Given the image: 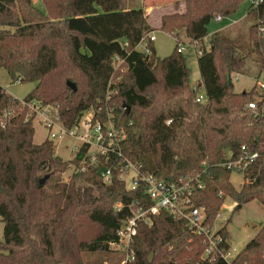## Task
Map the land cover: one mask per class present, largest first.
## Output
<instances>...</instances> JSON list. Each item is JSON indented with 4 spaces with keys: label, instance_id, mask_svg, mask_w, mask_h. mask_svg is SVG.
<instances>
[{
    "label": "trees",
    "instance_id": "16d2710c",
    "mask_svg": "<svg viewBox=\"0 0 264 264\" xmlns=\"http://www.w3.org/2000/svg\"><path fill=\"white\" fill-rule=\"evenodd\" d=\"M40 1L44 9L35 0H0V68L15 81L36 84L23 100L0 85V264H89L85 253H107L119 242L117 231L132 216L129 205L152 204L141 189L128 190L117 176L104 183L92 167L65 180L63 174L79 164L82 153L65 160L53 141H34L29 103L57 107L72 127L84 110L105 100L113 74L121 77L112 101L117 128L126 133V156L168 182L200 173L206 187L194 200L205 207L211 224L225 196L235 202V210L255 200L264 206V115L247 108L258 101L264 109V90L255 84L237 92L228 81L244 72L249 60L264 71V2L247 12L254 19L247 46L222 31L209 36V50L198 55L201 81L192 86L178 45L166 57L157 54L154 43L151 55L136 49L154 31L143 7H128L127 0ZM185 1L183 13L163 17L162 30L174 38L184 30L191 40L204 41L212 19L232 16L245 0ZM116 56L126 59L125 71L114 69ZM202 87L205 102L199 103ZM7 111L12 115L3 120ZM243 148L259 157L246 173L250 181L239 189L223 163L229 152L237 158ZM220 233L229 238L225 226ZM187 235L192 241L170 257L167 248ZM204 240L163 211L151 225L139 222L132 264H155L149 258L153 251L159 264H228L221 257L203 259ZM233 264H264V229Z\"/></svg>",
    "mask_w": 264,
    "mask_h": 264
},
{
    "label": "built area",
    "instance_id": "2783aa9c",
    "mask_svg": "<svg viewBox=\"0 0 264 264\" xmlns=\"http://www.w3.org/2000/svg\"><path fill=\"white\" fill-rule=\"evenodd\" d=\"M251 5L258 7L264 0H250ZM217 20H221V15H216ZM264 30V28H262ZM157 37L154 32H150L138 44L139 51L146 55H151L150 44L156 41ZM178 45V51L184 53L190 44H194L198 50V55H202L209 50L210 46H203V40H192L188 42L185 39L175 38ZM128 45L127 42L124 43ZM114 69L125 71L126 59L116 56L114 60ZM121 77H111L105 96V100L98 106H92L84 110L78 117L76 123L72 127H67L58 114L56 120L45 119L44 125L49 130L48 139L56 141V139H75L77 144L70 147L74 160L82 153V159L79 164L72 165L77 173L94 168L104 183H112L117 176L126 184L128 190L141 189L151 201L149 206L135 204L129 205L132 210V216L117 231L119 242L113 243L119 249L126 252L124 264H132L136 259L135 250L132 248L135 236L137 235L139 222L151 225L153 217L163 211H167L172 217L182 222L185 228L193 237H204L206 248L203 253V259L212 262L217 258H223L228 264H233L237 255L242 251H238L230 238H223L220 233L221 227H217V221L211 224L207 221V212L205 207L197 206L195 203V194L198 189H204L206 183L202 180L200 173H192L180 177L177 182H168L152 173L145 168L143 162L133 161L125 155L122 142L126 139V133L117 128V117L113 98L118 93ZM17 82H21L17 80ZM259 88L264 90L263 82L258 83ZM22 100V99H21ZM199 103L205 102V97L198 95ZM24 103V101H22ZM35 112L45 106H40L36 102L28 104ZM57 108V107H56ZM247 108L252 114L264 115V109L260 110L258 101L248 103ZM12 115V111H7L4 116L7 118ZM4 123V121H3ZM171 120L167 121L170 124ZM68 147V145H66ZM233 153L229 152L228 159L223 163L233 173L242 176V182H249L250 178L246 175L249 168L255 163L259 157L257 152H251L247 148L242 149L239 157H233ZM223 197V192L219 193ZM122 203L116 205V210H122ZM226 206H221L218 216H223ZM223 243H226L222 248Z\"/></svg>",
    "mask_w": 264,
    "mask_h": 264
},
{
    "label": "rangeland",
    "instance_id": "374dc122",
    "mask_svg": "<svg viewBox=\"0 0 264 264\" xmlns=\"http://www.w3.org/2000/svg\"><path fill=\"white\" fill-rule=\"evenodd\" d=\"M35 4L39 8L44 9V6L40 0H35ZM250 6V0H245L240 5L238 11L232 16L223 17L221 20H217L214 17L208 26V36L222 30V32L228 33L231 37L236 38L235 40L238 44L247 46L249 44L248 30L250 25L254 22L253 18H245ZM155 34L157 36L155 46L158 55L160 57H166L170 55L173 52L174 47L177 45L176 39L172 35L167 34L162 30L157 31ZM179 38L185 39L188 42H192V40L186 36L184 30L180 31ZM203 43V46H207V43H209V38L204 40ZM184 56L187 66L190 69L189 82L192 86H194L201 81V74L198 64V50L196 46L194 44H190L184 51ZM263 79L264 71H261L259 64L255 60L248 61L244 72L232 74L234 88L237 92L250 91L255 84L263 82ZM0 85L5 87L13 97L22 100L36 86L35 83H21L17 82V80H13L3 68H0ZM200 95L203 97L206 95L204 87H202L199 96ZM256 99H258L257 96ZM58 114L57 108L53 105H48L42 109H38L37 112H35L32 108H29L27 115L28 117L32 118L34 122V141L36 143L40 144L48 138L49 130L45 127L44 120H56V118H58ZM3 120H6L5 116H3ZM54 144L56 154L65 160H70L74 154L70 151V147L72 148L74 144H77V141L75 139H56ZM66 145H68V147H66ZM74 171V166H70L69 169L63 174L64 179L69 180ZM242 180V176L238 175L237 173H233L231 176V181L239 189L244 184ZM235 205V202L230 199V197L225 196L222 206H226L227 208L224 207L225 210L222 211L223 216L221 217L217 215L215 220L217 221V227H226L233 246H235L238 251H241L258 232L264 229V206L256 200L245 204L238 210H235ZM3 232L4 224L0 218V239H3ZM94 233H96V230ZM186 237L180 239L173 246L167 248L168 255L170 257H172V255L179 248L185 246L187 242L189 243L192 241V238L188 240V235ZM192 247L189 246V248H187L191 250ZM125 256L126 252L113 244H111V250L107 253H85V258L90 262L89 264H124L123 262ZM151 256L152 260H150L152 262L155 264L160 263L161 258L154 251L149 254V258Z\"/></svg>",
    "mask_w": 264,
    "mask_h": 264
},
{
    "label": "crops",
    "instance_id": "0c3cea01",
    "mask_svg": "<svg viewBox=\"0 0 264 264\" xmlns=\"http://www.w3.org/2000/svg\"><path fill=\"white\" fill-rule=\"evenodd\" d=\"M127 6L128 7H143L149 16L150 24L154 28L153 32L156 33L157 31L162 30V21L165 15L183 13L185 11L186 1L185 0H127ZM245 18H247V13H246ZM162 31L166 32L164 30ZM207 38H209V36ZM207 38H205V40ZM155 42H154V46H155Z\"/></svg>",
    "mask_w": 264,
    "mask_h": 264
},
{
    "label": "water",
    "instance_id": "95a60500",
    "mask_svg": "<svg viewBox=\"0 0 264 264\" xmlns=\"http://www.w3.org/2000/svg\"><path fill=\"white\" fill-rule=\"evenodd\" d=\"M228 81H229V84H232V83H233V81H232V77H231V76H229ZM68 85H69L70 87H72L74 90L77 89L76 85H75L73 82H68ZM128 110H129V108H128ZM47 178H48V175H46L45 177H43V178L40 180V183H41V184L45 183V181L47 180ZM150 259L152 260V256L150 257Z\"/></svg>",
    "mask_w": 264,
    "mask_h": 264
}]
</instances>
